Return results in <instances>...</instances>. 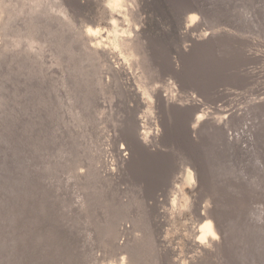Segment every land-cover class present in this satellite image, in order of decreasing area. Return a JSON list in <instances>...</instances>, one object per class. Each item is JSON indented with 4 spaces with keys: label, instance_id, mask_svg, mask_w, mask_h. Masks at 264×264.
Here are the masks:
<instances>
[{
    "label": "rangeland",
    "instance_id": "1",
    "mask_svg": "<svg viewBox=\"0 0 264 264\" xmlns=\"http://www.w3.org/2000/svg\"><path fill=\"white\" fill-rule=\"evenodd\" d=\"M105 1L0 0V264H264V0Z\"/></svg>",
    "mask_w": 264,
    "mask_h": 264
},
{
    "label": "bare ground",
    "instance_id": "2",
    "mask_svg": "<svg viewBox=\"0 0 264 264\" xmlns=\"http://www.w3.org/2000/svg\"><path fill=\"white\" fill-rule=\"evenodd\" d=\"M23 1V0H22ZM105 1V0H104ZM108 1V0H107ZM107 1H105V2H107ZM27 2V1H26ZM25 2V3H26ZM119 2H120V0H119ZM128 2H129V0H128ZM121 3V2H120ZM125 3V2H124ZM127 3V2H126ZM4 4V3H3ZM49 4V3H48ZM83 4V3H82ZM107 5V4H106ZM117 5H118V3H117ZM117 5H115V7H117ZM14 6V5H13ZM119 6V5H118ZM120 6H123V5H120ZM119 6V7H120ZM16 7V6H15ZM129 7V6H128ZM124 8H126V7H124ZM161 8V7H160ZM18 9V8H17ZM16 9V10H17ZM133 9V8H132ZM13 10V9H12ZM107 10H109V8L107 9ZM112 10V9H111ZM114 10V9H113ZM113 10L112 11H109V12H111V13H113ZM122 10V9H121ZM121 10H119V11H121ZM130 10V9H129ZM118 11V10H117ZM123 11H125L124 9H123ZM127 11V10H126ZM125 11V12H126ZM28 12V11H27ZM115 12H116V10H115ZM114 12V13H115ZM122 12V11H121ZM120 12V13H121ZM129 12H131V11H129ZM13 13H15L14 11H13ZM31 13V12H30ZM110 13V14H111ZM119 13V14H120ZM122 13H124V12H122ZM127 13V12H126ZM125 13V14H126ZM138 13V12H137ZM41 14V13H40ZM109 14V13H108ZM128 14V13H127ZM22 15V14H21ZM25 15V14H24ZM23 15V16H24ZM27 15V14H26ZM116 15H117V12H116ZM129 15V14H128ZM136 15V14H135ZM138 15H139V13H138ZM107 16V15H106ZM114 16H115V14H114ZM118 16V15H117ZM27 17V16H26ZM109 17V16H108ZM119 17V16H118ZM10 18V17H9ZM113 17H111V19H112ZM122 18V17H121ZM57 19V18H56ZM34 20V19H33ZM119 20V19H118ZM118 20H117V22H118ZM36 22H37V20H35ZM41 21V20H40ZM120 21V20H119ZM126 21V20H125ZM130 22V21H129ZM116 23V22H115ZM121 23V22H120ZM137 23V22H136ZM104 25V24H103ZM108 25V24H107ZM107 25H106V27H107ZM128 25V24H127ZM141 25V24H140ZM108 26H111L110 24L108 25ZM118 25H116V24H114L113 23V25H112V30L113 31H110L109 30V32H113L114 33V36H115V38L114 39H117V41L116 40H114L115 42H114V44H115V46H114V48L116 47V45H117V43H119V41H120V35H119V32H120V29L117 27ZM126 26V25H125ZM130 26V25H129ZM134 26V25H133ZM132 26V27H133ZM137 26V25H136ZM4 27V26H3ZM40 27V26H39ZM131 27V26H130ZM110 28V27H109ZM109 28H107V30L109 29ZM135 28V27H134ZM133 28V29H134ZM105 30V29H104ZM128 30H129V28H128ZM131 31V30H130ZM134 31H137V29L136 30H134ZM2 32V31H1ZM24 32V31H23ZM107 32V31H106ZM128 33H129V31H127ZM126 32V33H127ZM138 32V31H137ZM142 32V31H141ZM49 33V32H48ZM121 33V32H120ZM131 33V32H130ZM129 33V34H130ZM134 33H136V32H134ZM133 33V34H134ZM197 34V33H196ZM202 34V33H201ZM96 35V34H95ZM109 35V34H108ZM112 35V34H111ZM139 35V34H138ZM206 35H207V33H206ZM94 36V35H93ZM93 36H92V38H93ZM130 36H132V35H130ZM129 36V37H130ZM140 36V35H139ZM147 36H149V34L147 35ZM146 36V37H147ZM190 36V35H189ZM192 36H194L195 37V34L194 35H192ZM108 37V36H107ZM106 37V38H107ZM111 37V36H110ZM135 37H136V34H135ZM167 37V36H166ZM188 37V36H187ZM197 37V36H196ZM203 37V36H202ZM201 37V38H202ZM208 37H210V36H208ZM99 38V37H98ZM137 38H138V36H137ZM153 38V37H152ZM184 38V37H183ZM204 38V37H203ZM207 38V37H206ZM205 38V39H206ZM109 39V38H108ZM107 39V40H108ZM126 39V38H125ZM131 39V38H130ZM141 39V38H140ZM189 39H190V37H189ZM195 39V38H194ZM198 39H200V37L198 38ZM197 39V40H198ZM210 39V38H209ZM110 40H111V38H110ZM138 40V39H137ZM155 40V39H154ZM193 40V39H192ZM211 40V39H210ZM93 41V40H92ZM105 41V40H104ZM121 41H122V38H121ZM126 41V40H125ZM132 41H133V39H132ZM131 41V42H132ZM182 41H184L183 39H182ZM205 41V40H204ZM128 42V41H127ZM130 42V41H129ZM180 42V41H179ZM184 42H187L186 40L184 41ZM198 42V41H197ZM197 42H195V43H197ZM251 42V41H250ZM95 44H96V42H94ZM105 43H107V42H105ZM108 43H110V41L108 42ZM111 43H113L112 41H111ZM110 43V44H111ZM134 43V42H133ZM133 43H130V44H133ZM170 43V42H169ZM257 43V42H256ZM87 44V43H86ZM134 44H136V43H134ZM140 44V43H139ZM183 44V43H182ZM253 44V43H252ZM105 45V44H104ZM107 45L108 44H106V46L105 47H107ZM112 45H110V46H112ZM122 45H125V44H123L122 43ZM122 45L120 46V47H122ZM126 45H127V43H126ZM125 45V46H126ZM137 45V44H136ZM150 45V44H149ZM187 45V44H186ZM264 45V44H263ZM99 46V45H98ZM100 46H102L101 44H100ZM132 46V45H131ZM130 46V47H131ZM183 46V45H182ZM188 46V45H187ZM200 46H201V44H200ZM103 47V46H102ZM124 47V46H123ZM123 47H122V49H123ZM128 47H129V45H128ZM129 47V48H130ZM143 47V46H142ZM149 47V46H148ZM156 47V46H155ZM175 47V46H174ZM178 47V46H177ZM179 47H181V46H179ZM1 48V47H0ZM93 48V47H92ZM112 48V47H111ZM110 48V49H111ZM117 48V47H116ZM128 48V49H129ZM136 48V47H135ZM137 48H139V47H137ZM197 48V47H196ZM103 49H105V48H103ZM107 49V48H106ZM174 49V48H173ZM179 49V48H178ZM218 49H220V48H218ZM257 49V48H256ZM98 50V48L95 50L96 51V53L98 52L97 51ZM101 50V49H100ZM108 50V49H107ZM115 50V49H114ZM130 50V49H129ZM132 50V49H131ZM188 49H186V51H187ZM258 50V49H257ZM116 51H117V49H116ZM115 51V52H116ZM164 51V50H163ZM172 51V50H171ZM107 52V51H106ZM109 52V51H108ZM118 52H120V51H118ZM118 52H116V53H118ZM152 52V51H151ZM155 52V51H154ZM175 53H176V51H174ZM62 53V52H61ZM112 53H113V51H112ZM111 53V54H112ZM185 53V52H184ZM88 54V53H87ZM98 54V53H97ZM100 54V53H99ZM106 54V53H105ZM148 54V53H147ZM153 54H155V53H153ZM173 54V53H172ZM194 54V53H193ZM262 54V53H261ZM94 55V54H93ZM102 56H103V54H101ZM112 55H114V54H112ZM117 55V54H116ZM192 55V54H191ZM100 56V55H99ZM105 56V55H104ZM111 56V55H110ZM155 56V55H154ZM112 57V56H111ZM110 57V58H111ZM115 57V56H114ZM113 57V58H114ZM118 57V56H117ZM116 57V58H117ZM170 57H172V56H170ZM211 57V56H210ZM97 58H99V57H97ZM109 58V57H108ZM152 58V57H151ZM194 58V57H193ZM208 58L209 57H207L206 56V61L208 60ZM101 58H99V60H100ZM118 59V58H117ZM121 59V58H120ZM140 59V58H139ZM146 59V58H145ZM168 59V58H167ZM205 59V58H204ZM211 59V58H210ZM209 59V60H210ZM103 60H105L104 58H103ZM111 60V59H110ZM116 60V59H115ZM102 61V60H101ZM106 61V60H105ZM104 61V62H105ZM136 61V60H135ZM175 61V60H174ZM173 61V62H174ZM220 60H218V62H219ZM109 62V61H108ZM111 62V61H110ZM114 62V61H113ZM166 62V61H165ZM168 63V62H167ZM170 63H172L171 61H170ZM177 63V62H176ZM106 64V63H105ZM116 64H118V63H116ZM155 64V63H154ZM165 64V63H164ZM203 64V63H202ZM107 65V64H106ZM109 65V64H108ZM127 63L125 62L124 63V61H123V63L122 64H120V72H125V70H127L126 68H127ZM169 65V64H168ZM193 65V64H192ZM110 67H111V64L109 65ZM171 66V65H170ZM109 67V68H110ZM174 67H176V66H174ZM116 68V67H115ZM114 69H112V71H113ZM122 70V71H121ZM134 70V69H133ZM168 70V69H167ZM173 70V69H172ZM192 70V69H191ZM97 71V70H96ZM117 71V70H116ZM119 71V70H118ZM178 71V70H177ZM177 71H175V72H177ZM104 72V71H103ZM133 72V71H132ZM178 73V72H177ZM180 73H182L181 71H180ZM127 74V73H126ZM128 75V74H127ZM162 75V74H161ZM196 75V74H195ZM191 76V75H190ZM126 77V76H125ZM124 77V78H125ZM130 77V76H129ZM129 77H126V78H129ZM133 78H134V76H133ZM188 78H189V76H188ZM108 79V78H107ZM171 79V78H170ZM125 80V79H124ZM127 80V79H126ZM195 80V79H194ZM128 81H129V79H128ZM132 81V80H131ZM136 81V80H135ZM182 81V80H181ZM183 81H184V79H183ZM104 82V81H103ZM130 82V81H129ZM185 82H186V80H185ZM96 83V82H95ZM109 83V82H108ZM117 83V82H116ZM133 83V82H132ZM103 85H104V83H103ZM108 85V84H107ZM131 86V85H130ZM159 86V85H158ZM180 86H182V84L180 85ZM106 87V86H105ZM138 87V86H137ZM157 87V86H156ZM155 87V88H156ZM160 88V87H159ZM137 89V88H136ZM161 89V88H160ZM177 89V88H176ZM155 90V89H154ZM178 90V89H177ZM124 91V90H123ZM161 91H162V89H161ZM163 91H164V89H163ZM180 91V90H179ZM178 91V92H179ZM176 92V91H175ZM138 94H139V91H138ZM137 94V95H138ZM153 94V93H152ZM154 94H155V92H154ZM153 94V95H154ZM165 94V93H164ZM134 96V95H133ZM141 96V95H140ZM152 96V95H151ZM155 96H156V94H155ZM137 97H139V96H137ZM149 97V96H148ZM157 97V96H156ZM144 98V97H143ZM143 98H140L139 97V102H140V104H148L149 106L151 105L150 104V100H149V98L147 99V98H145V99H143ZM151 99V98H150ZM153 99V98H152ZM165 99H167V98H165ZM134 100V99H133ZM145 100V101H144ZM179 101V100H178ZM126 102V101H125ZM128 102V101H127ZM155 103V102H154ZM159 103V102H158ZM130 104H132V102L130 103ZM153 105H155V104H152L151 106H153ZM170 106V105H169ZM168 106V107H169ZM178 106V105H177ZM156 107V106H155ZM161 107V106H160ZM170 108V107H169ZM154 111V110H153ZM183 111V110H182ZM159 112V111H158ZM161 114V113H160ZM167 114H168V112H167ZM170 114H171V112H170ZM169 114V115H170ZM157 115V114H156ZM124 116V115H123ZM168 117V116H167ZM169 117H172V116H169ZM158 119V118H157ZM122 120V119H121ZM138 121H139V119H137ZM137 120H136V122H137ZM168 120V119H167ZM195 120V119H194ZM169 121H170V118H169ZM122 122V121H121ZM161 122V121H160ZM185 122V121H184ZM140 123V122H139ZM172 123V122H171ZM194 123V122H193ZM119 124V123H118ZM121 124V123H120ZM136 125V124H135ZM170 125V124H169ZM194 125H196V124H194ZM121 126V125H120ZM155 126V125H154ZM159 126V125H158ZM191 127V126H190ZM160 128V127H159ZM130 130V129H129ZM158 130V129H157ZM137 131V130H136ZM171 132V131H170ZM142 134V133H141ZM138 135V134H137ZM140 135V134H139ZM157 135L159 136V134L157 133ZM130 140H131V144H137V146H140V148L142 149V148H145V146H147L145 143H147V142H145V138H144V134H142V135H140L139 137H137V136H134V138H130ZM117 141V140H116ZM136 146V145H135ZM137 146H136V148H137ZM134 147V146H133ZM135 148V147H134ZM152 150V149H151ZM156 150V149H155ZM139 151V150H138ZM153 151H154V149H153ZM152 151V152H153ZM148 152V151H147ZM133 153V152H132ZM131 153V154H132ZM137 153V152H136ZM149 153H150V150H149ZM156 154H157V152H155ZM161 153H164V151L162 150V152ZM160 153V154H161ZM143 155V154H142ZM151 155V154H150ZM141 156V155H140ZM146 156H148V155H146ZM137 157V156H136ZM141 157H143V156H141ZM145 157V156H144ZM159 158H160V156H159ZM162 158V157H161ZM147 159V158H146ZM153 159V158H152ZM151 159V160H152ZM150 160V159H149ZM139 161V160H138ZM133 162H134V164H136L135 166H137L138 164H137V158H135V161L133 160ZM150 162V161H149ZM154 163V162H153ZM139 166V165H138ZM139 168H140V166H139ZM138 168V169H139ZM141 171V170H140ZM139 175V174H138ZM140 180H141V177H140ZM119 186V185H118ZM152 195V194H151ZM176 202V201H175ZM154 203H155V200H154ZM175 208V207H174ZM183 208V207H182ZM211 209V208H210ZM201 210V209H200ZM89 211V210H88ZM87 211V212H88ZM169 211H171V210H169ZM209 212V211H208ZM84 213V212H83ZM80 214H82V213H80ZM161 214V213H160ZM197 214V213H196ZM163 215V214H162ZM177 215V214H176ZM209 215V214H208ZM81 216V215H80ZM211 216V215H210ZM216 218V217H215ZM218 218V217H217ZM214 219V218H213ZM80 223V222H79ZM213 223V222H212ZM157 224V223H156ZM80 226V225H79ZM219 226V225H218ZM202 227V226H201ZM188 228V227H187ZM212 229H215V228H212ZM199 230V229H198ZM162 231H164V230H162ZM161 231V232H162ZM189 231H190V229H189ZM195 231V230H194ZM165 232V231H164ZM191 232V231H190ZM213 232V231H212ZM117 233V232H116ZM119 233V232H118ZM180 233H181V231H180ZM183 233V232H182ZM220 233V232H219ZM197 234H198V232H197ZM215 234H217V232H215ZM117 235V234H116ZM160 235V234H159ZM202 235H205V233L204 232H202V231H200L199 232V236H202ZM149 237V236H148ZM191 237V236H190ZM189 237V238H190ZM196 237V236H195ZM194 237V238H195ZM154 238V237H153ZM159 238V237H158ZM198 238V237H197ZM149 239V238H148ZM151 239V238H150ZM185 239H188V238H185ZM192 239V238H191ZM188 240V241H186V245H190V247H193V250H192V252L191 253H188V255H184L183 253H182V251H183V249H182V251L181 250H178L177 248H174V247H172L173 245L172 244H170L169 245V243H168V241L167 240H160V243H162V245H161V247H162V249H163V251L166 253V255L165 256H160V257H158L157 259H159V258H162L163 257V259H165L166 260V263H169V261H174L175 263H177V264H213V258H214V255L218 252L217 250H219V248L222 246V244H213L214 245V248H210L208 245H210V241H211V236H208L207 237V240H208V245H205V244H202V243H200V241H199V238L198 239H195V240ZM152 240V239H151ZM178 242V241H177ZM216 242V241H215ZM213 243H214V241H213ZM135 246V245H134ZM177 247V246H176ZM189 247V246H188ZM222 248V247H221ZM96 249V248H95ZM191 249V248H190ZM131 250V249H130ZM184 250L185 251H188V252H190L189 251V249L187 250V248L185 247L184 248ZM80 254V253H79ZM161 255V254H160ZM217 255V254H216ZM221 255V254H220ZM131 261V260H130ZM171 263H173V262H171ZM136 264V263H135ZM174 264V263H173Z\"/></svg>",
    "mask_w": 264,
    "mask_h": 264
},
{
    "label": "clouds",
    "instance_id": "3",
    "mask_svg": "<svg viewBox=\"0 0 264 264\" xmlns=\"http://www.w3.org/2000/svg\"><path fill=\"white\" fill-rule=\"evenodd\" d=\"M109 6H111V5H109ZM113 23H115V21H113ZM88 31L91 33L92 32V29L89 28ZM193 183H195V181H193ZM212 228H213V224H212L211 221H208V222L205 223L204 227L201 229V231L204 232L205 235H202V236L199 237L200 243L205 244V245H208V240H207V237L208 236H211L214 240L219 241V239H220L219 235L213 233L211 231ZM208 246L211 247V245H208ZM124 259H126V258H122V260H124Z\"/></svg>",
    "mask_w": 264,
    "mask_h": 264
}]
</instances>
